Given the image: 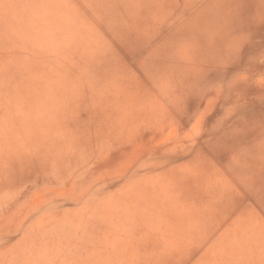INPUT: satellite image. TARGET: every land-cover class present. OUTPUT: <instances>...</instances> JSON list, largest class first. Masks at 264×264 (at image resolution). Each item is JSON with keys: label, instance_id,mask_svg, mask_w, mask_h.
I'll return each mask as SVG.
<instances>
[{"label": "rangeland", "instance_id": "374dc122", "mask_svg": "<svg viewBox=\"0 0 264 264\" xmlns=\"http://www.w3.org/2000/svg\"><path fill=\"white\" fill-rule=\"evenodd\" d=\"M0 264H264V0H0Z\"/></svg>", "mask_w": 264, "mask_h": 264}]
</instances>
